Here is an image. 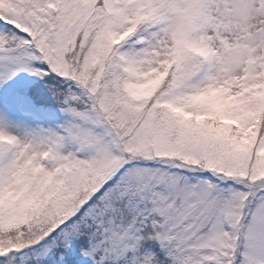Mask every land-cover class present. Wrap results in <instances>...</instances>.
Masks as SVG:
<instances>
[{
	"label": "snow or ice",
	"instance_id": "obj_1",
	"mask_svg": "<svg viewBox=\"0 0 264 264\" xmlns=\"http://www.w3.org/2000/svg\"><path fill=\"white\" fill-rule=\"evenodd\" d=\"M0 264H264V0H0Z\"/></svg>",
	"mask_w": 264,
	"mask_h": 264
}]
</instances>
